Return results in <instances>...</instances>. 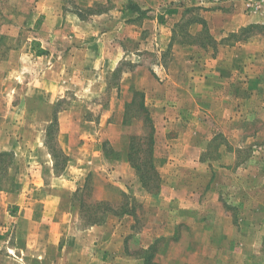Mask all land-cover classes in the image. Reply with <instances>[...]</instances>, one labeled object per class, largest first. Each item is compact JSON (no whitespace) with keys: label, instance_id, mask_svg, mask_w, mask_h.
Returning <instances> with one entry per match:
<instances>
[{"label":"rangeland","instance_id":"rangeland-1","mask_svg":"<svg viewBox=\"0 0 264 264\" xmlns=\"http://www.w3.org/2000/svg\"><path fill=\"white\" fill-rule=\"evenodd\" d=\"M193 1L161 26V38L152 36L160 27L153 20L140 24V33L131 23L128 49L105 77L90 63L96 52L63 41L61 11L81 8L93 25L89 15L108 3L0 0V220L19 193V202L39 208L35 219L66 217L80 236L64 259L54 246L39 264H143L151 246L157 264H264V50L257 51L264 34L242 33L251 23L242 25L234 3ZM245 1L240 10L250 15ZM216 11L235 15L217 27ZM252 56L259 80L248 83L242 74L208 83L217 65L239 71ZM134 94H144L155 127L153 154L140 156H154L162 176L157 193L143 187L128 157L131 145L148 148L152 131L134 120L142 96L125 117ZM173 94H184L182 125ZM175 137L181 143L174 148ZM203 141L199 162L190 148ZM92 250L99 260L91 262Z\"/></svg>","mask_w":264,"mask_h":264},{"label":"crops","instance_id":"crops-1","mask_svg":"<svg viewBox=\"0 0 264 264\" xmlns=\"http://www.w3.org/2000/svg\"><path fill=\"white\" fill-rule=\"evenodd\" d=\"M102 3H108L109 7L103 11L95 12L89 15V20L91 21L93 18L94 23L91 25L88 23L85 14L82 13L81 8L75 10H67L61 11V18L65 21V26L61 27V35H63V41L67 42L68 47L72 46L74 50H77L81 46L83 50L92 52L94 56L97 53L95 60L91 61V65L93 68L101 70L106 77L107 73L110 70L118 68L120 61L123 59V54L117 55L118 52H126L130 41L131 35V23L133 29H137L140 33V24H146L148 21L153 20V22L160 26L159 30H154L152 36L157 38H161L162 34L159 31H162V27L169 23L171 19H179L181 17V9L184 6H187L190 3H193V0H172L173 4H171L172 8H169L167 1L169 0H98ZM228 2L234 3L239 9L235 10L237 16H242L244 22L242 25L247 23H255V22H263L262 16L260 13H252V14H245L241 12L240 6L243 0H227ZM227 1L223 2L227 3ZM222 4V5H223ZM209 5V4H208ZM214 16L219 19L217 23V27L224 25L225 20L227 17L229 19L234 18V13L232 16H228L226 13L221 11H216ZM245 14V15H244ZM227 25V24H226ZM241 25L239 24V27ZM225 27V26H223ZM137 33V32H135ZM137 33V34H139ZM171 33V32H170ZM257 39V38H256ZM101 44H105L101 46ZM79 45V47H77ZM252 46V45H250ZM255 46V45H254ZM67 47V49H68ZM257 51H263L264 47L258 48ZM63 48V47H62ZM242 49V48H241ZM100 51H112L113 53L111 56H98ZM245 51V50H243ZM251 51V49H250ZM253 51V50H252ZM96 52V53H95ZM249 55H252L250 52ZM261 56L260 54H256V56ZM244 62L239 65L241 70H237L234 66L230 69L227 68L226 65H217L215 70L213 71V75L208 77V83H211L210 79H217V80H224V83L237 81L239 79V75L244 74L248 79L247 82L253 83L254 81L259 80V73L257 70V64L259 62V58L252 56L251 59L248 60L249 66ZM116 68V69H117ZM171 71V70H169ZM100 71H97V74ZM166 72V71H165ZM167 73V72H166ZM166 76L170 77L167 73ZM105 77L103 81H105ZM254 77V78H252ZM259 77V78H258ZM89 81L93 82L94 78L92 76L88 77ZM172 81L173 85L177 88L181 87V83L176 80ZM129 83V81L127 80ZM126 82V83H127ZM196 82V80H193ZM200 82H203V77L201 78ZM125 83L124 78L121 79V84ZM125 83V84H126ZM247 83V84H248ZM127 85H130L127 84ZM182 95L184 94H173L172 96V103H175V109L177 118H174L177 125H182L181 119L182 116L187 114H180L179 111H183L182 105L184 104L182 99H185ZM191 94H185L187 98ZM167 101V100H166ZM206 113V112H205ZM189 115V114H188ZM210 116L207 114V117ZM212 116V115H211ZM214 117V115L212 116ZM193 120V118H191ZM167 122V120H166ZM201 122V120H200ZM199 122V123H200ZM204 122V121H203ZM190 124L198 122H189ZM188 128V126H186ZM177 137V136H176ZM175 137V138H176ZM213 137V136H212ZM177 142H173L174 148L176 145L181 143V140L177 139ZM211 141V138L210 140ZM208 141V143H209ZM203 144L191 145L193 150L194 148L197 149L198 158L197 161L203 162L201 159L202 156L207 151V146ZM184 144V143H183ZM182 144V147H183ZM186 147V145H184ZM169 148H172V144L169 145ZM179 161L178 159H175ZM183 161V159L181 160ZM19 197L18 194H12L9 197V200L6 203V216L2 220H0V244L1 248L5 245L7 246L8 252L7 254L0 255V262L1 264H6L8 260L14 264H39L38 261L42 262L45 258H47V252L49 253V249L56 246L57 251L60 252V258L64 259L65 251L67 249V245L69 243H76L79 241L78 238L80 237L75 231H72V225L69 224V220L66 217L61 218V221H48L43 219H35V217L39 216L41 213L38 211L39 208H36L33 204L29 205L26 202H19L17 199ZM65 210V211H64ZM61 212L69 213L67 206H61ZM46 215V212L43 213ZM42 214V215H43ZM70 214V213H69ZM48 218V217H47ZM53 220V218L51 219ZM26 227V228H25ZM56 227H61L60 233L56 234L57 230ZM25 228L26 235L22 239L19 240L17 234L20 233V229ZM37 228L36 231L33 229ZM95 230V227H92ZM81 232V231H80ZM86 234H91L90 232H85ZM92 235V234H91ZM16 236V237H13ZM94 239V236H90L89 240L91 241ZM81 243V242H80ZM107 242H103L106 244ZM95 244V243H94ZM93 244V245H94ZM96 247V245H94ZM1 254V252H0ZM81 255V251L78 252ZM90 254L89 258L91 262L99 260L94 251L88 253ZM66 259V258H65ZM105 256L102 255L101 260H104Z\"/></svg>","mask_w":264,"mask_h":264},{"label":"trees","instance_id":"trees-1","mask_svg":"<svg viewBox=\"0 0 264 264\" xmlns=\"http://www.w3.org/2000/svg\"><path fill=\"white\" fill-rule=\"evenodd\" d=\"M253 29H257L256 31L258 33L264 34V25L262 24H250L248 26H245L242 28V33L249 32ZM138 95L142 96L143 98H142V101L137 106L138 108L136 109L134 120H136V122H143V124L151 125L153 120L152 118H150L148 109L146 108V103L144 102V94H134L133 100L127 103L126 105L127 112H126L125 117L128 116L130 106H133L134 104H136ZM151 126H152V131H150L151 135L148 136V140H149L148 148L143 149L141 147H136L134 149V146L131 145L129 152H128V157L130 159L131 164L135 168L137 174L139 175L141 182L143 184V187L146 188L151 193H157L162 184V176L156 166L154 156L152 155L154 151L155 127L153 126V124ZM142 153H152L151 154L152 157L143 158L140 156V154ZM95 222L96 221H93L92 223H95ZM150 248L148 250L152 253L145 254L143 264H157L156 262H153V258L155 254L151 250H153L154 248L152 246Z\"/></svg>","mask_w":264,"mask_h":264},{"label":"built area","instance_id":"built-area-1","mask_svg":"<svg viewBox=\"0 0 264 264\" xmlns=\"http://www.w3.org/2000/svg\"><path fill=\"white\" fill-rule=\"evenodd\" d=\"M246 10L249 13L264 12V0H246Z\"/></svg>","mask_w":264,"mask_h":264}]
</instances>
